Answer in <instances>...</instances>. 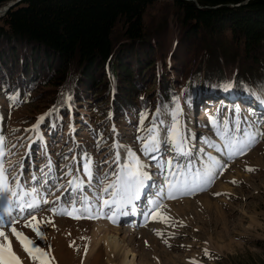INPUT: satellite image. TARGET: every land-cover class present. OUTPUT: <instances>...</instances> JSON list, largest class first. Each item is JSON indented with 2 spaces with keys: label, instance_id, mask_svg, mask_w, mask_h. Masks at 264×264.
<instances>
[{
  "label": "rangeland",
  "instance_id": "obj_1",
  "mask_svg": "<svg viewBox=\"0 0 264 264\" xmlns=\"http://www.w3.org/2000/svg\"><path fill=\"white\" fill-rule=\"evenodd\" d=\"M162 69L161 75L173 82L169 65ZM22 74L10 76L13 85L29 86L19 103L11 104L0 92V147L5 153L0 159L9 173L8 184L19 191L15 189L18 181L30 194L24 200L38 204L35 209L21 211L15 204L18 197L8 194L11 207L0 199V217L6 225L3 230L21 264L39 262L28 256L9 231V221L23 237L49 253L51 264H106L102 249L91 259L85 258L95 219H73L53 214L51 209L60 212L71 210L73 205L82 209L91 203L93 215L107 212L97 196L109 199L103 189L117 182L123 166L130 163V153L144 165L145 173L138 192L143 200L125 203L135 205L139 211L138 218L129 221L131 226L148 235L141 256L150 258L153 253L167 264H264L262 74L259 88L239 91L232 84L218 82L212 86L196 77L195 89L187 101L182 99V88L177 87L171 107L165 111L153 103L155 86H150V80L146 82L152 87L146 100H152V112L139 117L137 110L127 122L120 123L105 117L110 102L102 96V85L84 89L76 111L59 117L50 106L63 87L39 84L50 75L47 70L36 80L32 76L25 80ZM130 78L138 80L135 74ZM70 80L68 77L64 84L72 86ZM155 111L160 121L154 118ZM153 137L154 143L145 152V142ZM174 137L182 143L181 150L174 145ZM252 137L256 142L244 154L231 155ZM212 160L219 162L213 168L217 174L213 182L193 195L168 198L170 189L166 188L170 183H191L197 174L203 178ZM44 199L49 202L43 203ZM157 203L164 207L154 211ZM29 222L39 228L40 236L25 226ZM122 225L129 226L124 222Z\"/></svg>",
  "mask_w": 264,
  "mask_h": 264
},
{
  "label": "trees",
  "instance_id": "obj_2",
  "mask_svg": "<svg viewBox=\"0 0 264 264\" xmlns=\"http://www.w3.org/2000/svg\"><path fill=\"white\" fill-rule=\"evenodd\" d=\"M243 1L197 0L198 8L184 0H24L0 19V92L16 105L29 86L13 85L10 76L36 80L47 70L38 82L63 87L50 106L59 117L76 111L84 89L102 85L105 117L120 123L137 110L139 117L155 106L165 111L177 87L187 101L196 77L237 91L259 88L264 0L227 6ZM168 65L173 82L161 75ZM68 77L72 86L64 84ZM153 116L160 121L158 111Z\"/></svg>",
  "mask_w": 264,
  "mask_h": 264
},
{
  "label": "snow or ice",
  "instance_id": "obj_3",
  "mask_svg": "<svg viewBox=\"0 0 264 264\" xmlns=\"http://www.w3.org/2000/svg\"><path fill=\"white\" fill-rule=\"evenodd\" d=\"M172 132L175 134L176 129L173 128ZM154 139L155 138L153 137L149 141L145 142L143 149L145 152H147L148 148L154 143ZM255 142V137H252L249 143L239 146L238 148H236L235 151L231 152V155L234 156L237 154H244ZM173 143L178 150L182 149V143H178L175 137L173 138ZM0 146H2V138H0ZM4 155L5 153L2 147H0V157H3ZM218 163V161L212 160V165L209 166L208 169L204 172L203 178H201V176L197 174L194 181L191 183L187 181L181 182L179 180L174 183H170L168 198L176 199V194L193 195L197 190H203L204 187L213 182L215 176L217 175L213 171V168ZM85 167L87 174V165ZM143 168L144 165L141 164V162L136 158L134 154L130 153V163L123 166V168L121 169V173L117 176V182L109 183L103 189V192L108 194L109 199H103V197L97 196V199L103 200L102 208H108L109 211H112V205L120 207L122 204L130 203L132 200L137 199L139 186L142 183L141 178L145 175V173L143 172ZM248 171H252V169H248ZM8 175L9 173L7 172V169H5L3 166V160L0 159V199L7 201L9 207H11L12 201L8 200V194H10L12 197H18L15 204L18 208H20L21 211H23L25 208H37L38 204L35 200H33L32 202L24 200V196L30 194L25 193L23 189H21V186L18 181L15 184V189H18L19 191L14 190L9 186ZM13 180L16 181V177H13ZM72 183V181H69V184ZM233 183H235V181H233ZM78 186L79 185H77V187ZM85 200H87V198H85ZM42 202L48 203L49 201L47 199H44ZM92 207L93 205L89 203L87 207H84L82 209H79L75 207V205H73L71 210L62 209L60 210V212H57L56 209H51V211L53 212V214L68 215L73 219H97L107 217L111 222H116L113 216L108 215L107 213H104L102 211L98 215H93L91 211ZM161 207H164V205L157 203L154 211H158V209ZM84 213H87V215L85 216ZM8 215H11V212H8ZM21 219H24V217H21ZM161 219H166V217H161ZM31 220H36L35 215L31 216ZM5 226L6 225L3 221V218L0 217V238H2V240H0V264H21L19 257L12 250L11 241L3 230ZM25 226L32 227L33 231L36 232L37 236L41 235L39 228L31 222L26 223ZM7 227L9 231H11L12 234L16 237L17 241L21 243V246L23 247L24 251L33 261H38L39 264H51L48 252L42 251L41 248L33 244L30 239H28L27 237H23V234L18 232L16 228L11 227V221L8 222Z\"/></svg>",
  "mask_w": 264,
  "mask_h": 264
},
{
  "label": "bare ground",
  "instance_id": "obj_4",
  "mask_svg": "<svg viewBox=\"0 0 264 264\" xmlns=\"http://www.w3.org/2000/svg\"><path fill=\"white\" fill-rule=\"evenodd\" d=\"M184 1L193 2L198 8L200 7L197 0ZM248 2L243 5H246ZM231 5L233 4H227L230 7ZM236 5L234 4V7L243 6ZM121 151L123 150L121 149ZM210 154H213V152L211 151ZM166 190L168 191L169 188L167 187ZM138 198L137 203L143 200L140 198V193L138 194ZM106 210L107 212L105 210L102 212L113 216L116 222L113 223L110 220V222H107V217L95 219L87 240L85 251V258L87 260L98 254L100 249H102L106 264H167L166 261L163 262L162 259L160 260L158 259L159 257L154 256L153 253L150 258L145 257L146 255L143 254L141 256L142 245L148 239L147 233L144 231L136 232L131 225L127 226V228L122 225V222L127 224L131 218L135 219L138 217L139 211L135 205L122 204L120 207L112 205V211H109L108 208ZM99 213H96V215Z\"/></svg>",
  "mask_w": 264,
  "mask_h": 264
},
{
  "label": "water",
  "instance_id": "obj_5",
  "mask_svg": "<svg viewBox=\"0 0 264 264\" xmlns=\"http://www.w3.org/2000/svg\"><path fill=\"white\" fill-rule=\"evenodd\" d=\"M22 1L24 0H12L2 6H0V19L3 18L4 16H6V14L13 8H15L17 5H19ZM190 1H194V0H190ZM249 0H245V2L240 3L236 6H240L245 4L246 2H248ZM231 7H234V5H231ZM200 8V7H199Z\"/></svg>",
  "mask_w": 264,
  "mask_h": 264
}]
</instances>
